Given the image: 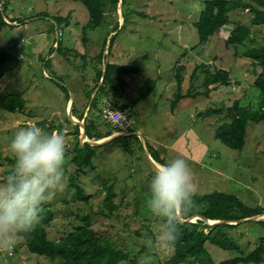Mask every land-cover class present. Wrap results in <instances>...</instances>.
<instances>
[{
    "label": "rangeland",
    "instance_id": "obj_1",
    "mask_svg": "<svg viewBox=\"0 0 264 264\" xmlns=\"http://www.w3.org/2000/svg\"><path fill=\"white\" fill-rule=\"evenodd\" d=\"M207 1L126 0L123 4L121 0L116 9L108 1L103 23L96 30L87 31L90 41L84 45L83 29L90 22V15L83 4L71 0H0V16L9 25L0 34V47L12 56L4 66L5 75L0 82V180L13 163L7 146L17 130L29 124H36L46 132L63 131L66 126L72 130L64 133L68 179L61 191L42 204L35 223L42 221L44 206L53 212V221L45 227L49 240L59 241L89 216L100 236L110 238L120 249L136 257L139 264H165L174 250L150 247L163 220L146 206L148 181L155 172L148 161L147 146L155 149L164 163L177 157L187 161L195 186L193 196L223 193L237 197L249 209L264 208V123L250 122L244 148L234 150L215 137L217 129L230 121L225 112L204 116L210 109L225 111L236 101L254 111L259 109L260 92L255 81L262 69L255 68L245 53L250 48L264 46V26H252L253 16L249 11H235L230 14L229 24L207 45L200 46L196 23ZM68 14H73L80 26L67 25ZM58 17L68 19L57 25L53 18ZM240 25L251 27L250 39L245 45L228 47L227 38ZM21 39L25 43L18 51ZM103 49L107 56L100 65L94 56ZM80 51H86L87 56L74 55ZM20 53L25 59L19 58ZM104 63L140 70L139 74L115 77H119L120 84H124L122 77L131 78L126 83L132 95L133 131L141 135V145L131 141L132 153L121 144L98 148L93 159L96 170L78 174L71 160L77 147L75 132L79 125L73 122V126L67 101L68 97L73 99L72 104L75 102L77 108L84 103V110L88 107V114L91 112L90 100L78 92L84 82L80 81L86 78L88 82L86 64L101 68ZM176 66H184L181 94L193 96L182 100L172 112L171 103L179 93ZM204 69L212 73L221 69L229 71L231 85H213L205 95ZM149 79L161 80L157 92V98L162 94L161 101L154 97L139 100V90ZM11 94H20L27 101L22 113H9L2 108L3 101ZM75 118L74 121L79 120ZM87 118L100 124L101 132L110 131L111 126L102 122L99 110ZM82 131L80 128V142ZM71 175L76 176V183L91 196L89 201L79 200L77 190L70 187ZM111 185L118 207L112 213L104 205L106 186ZM262 220L264 217L258 221ZM252 222L257 223L247 221L229 231L238 250L207 244L213 264L247 255L256 248L264 229ZM206 232L210 231L206 229ZM145 247L152 251L142 254ZM191 261L188 264H197ZM0 264L61 263L59 259L52 261L29 252L20 238L11 251H0Z\"/></svg>",
    "mask_w": 264,
    "mask_h": 264
},
{
    "label": "trees",
    "instance_id": "obj_2",
    "mask_svg": "<svg viewBox=\"0 0 264 264\" xmlns=\"http://www.w3.org/2000/svg\"><path fill=\"white\" fill-rule=\"evenodd\" d=\"M73 2L83 4L89 12L90 22L83 29L84 41L87 43V31L96 30L101 26L105 17L108 7V1L111 7L116 9L121 0H71ZM123 4L126 0H122ZM249 11L252 14V26L262 27L264 26V0H208L205 4V9L201 13L199 21L196 23V28L199 34V45H207L210 40L218 33L222 28L230 22V14L235 11ZM68 18H53V21L57 25L62 24ZM6 21V20H5ZM0 16V34L2 30L9 26ZM252 35V29L249 26H238L227 38L226 45L241 46L245 45ZM111 39V48H112ZM111 48L108 55L111 54ZM60 50V44H59ZM103 49L98 56L97 60L99 64H102V60L105 57ZM245 57L251 60L255 68H261L262 72L258 75L255 81V87L260 92L259 109L254 111L250 107H245L240 104L239 101L233 103L232 106L224 109H210L204 114L205 117H211L217 113L225 112L229 122L220 126L215 134V137L219 139L230 149L242 150L246 144L247 130L249 123L260 124L264 123V46L250 48ZM12 60V56L0 47V82L5 75V64ZM184 66H176V77L179 84V93L174 96V100L171 103V110L175 112L178 104L193 95L188 93L187 95L181 94V85L183 83ZM203 68V67H201ZM140 70L131 66H119L107 64L105 69H99L96 72L95 88L86 92V98L91 99V96L95 89L98 88V93L91 101V108H97L99 97L108 95L107 87L112 84L113 78L116 75L127 74H139ZM205 80L203 87L206 89L205 95H208L211 91L210 87L217 86H230V72L226 70H218L212 73L204 69ZM195 75V74H194ZM193 75V76H194ZM102 81V84L99 83ZM157 81L147 80L139 90V100H147L156 90ZM68 103L70 98L68 97ZM27 105V101L20 94L9 95L2 104V108L9 113H22ZM121 110H127V106L120 107ZM72 114H75V105H73ZM81 120L79 117H77ZM45 124V122H43ZM106 124V123H105ZM110 131L103 133L100 131V124L96 121H85L86 135L89 140L100 141L113 136L114 133H119L116 128L110 124ZM135 131H131L134 133ZM75 134L78 137L77 147L75 148L74 157L71 163L76 167L78 174L85 173L88 169L96 170L93 165V159L97 155V149L104 147L108 144H121L125 151L132 153L131 141H136L141 145V141L136 136H125L114 139L111 143H108L100 147H92L89 144L82 145L80 142V127H76ZM149 149V153L157 164H163L157 151L153 148ZM77 174V175H78ZM70 187L77 190L79 200L87 202L91 199L90 195H87L83 188L76 183V176L71 175ZM107 195L104 201V205L110 208L111 213L118 209L114 203L116 194L114 186H106ZM44 212L40 215L41 222L34 224L30 230L21 234V238L24 239L25 244L29 252L40 256H46L52 261L59 259L61 264H139L138 259L132 256L129 252L120 249L114 242L107 237L100 236L93 228L92 219L89 216L83 221L81 226H78L73 232L67 236L61 238L57 242L49 240L46 231L47 226L53 221V212L45 207ZM196 216H202L209 221H225V222H239L256 216H264V208L258 207L256 209L247 208L237 197L229 196L223 193H214L211 195L192 197V203L189 210L182 214L184 220L191 219ZM249 222V221H248ZM256 223V222H252ZM242 224V223H240ZM217 225L211 227L205 221H197V223H182L179 221L176 225L177 240L175 241L174 254L165 264H188L194 260L197 264H213L210 253L207 249V244L215 245L224 250H238L239 246L230 238L229 231L240 227L241 225ZM256 224L261 225L264 229V220L257 221ZM206 229L210 232L207 233ZM258 244V245H257ZM256 248L247 255L221 262L220 264H262L264 263V235L258 239ZM152 249L144 248L142 254L151 252ZM191 261V262H192Z\"/></svg>",
    "mask_w": 264,
    "mask_h": 264
},
{
    "label": "clouds",
    "instance_id": "obj_3",
    "mask_svg": "<svg viewBox=\"0 0 264 264\" xmlns=\"http://www.w3.org/2000/svg\"><path fill=\"white\" fill-rule=\"evenodd\" d=\"M7 147L13 163L0 180V251H11L16 246L21 234L37 222L42 204L61 191L68 179L63 131L46 132L29 124L15 132ZM194 189L185 159L177 157L157 167L148 181L146 206L162 218L163 224L150 247H174L176 225L189 210Z\"/></svg>",
    "mask_w": 264,
    "mask_h": 264
},
{
    "label": "crops",
    "instance_id": "obj_4",
    "mask_svg": "<svg viewBox=\"0 0 264 264\" xmlns=\"http://www.w3.org/2000/svg\"><path fill=\"white\" fill-rule=\"evenodd\" d=\"M71 16V17H70ZM67 17H69V19H68V22H66L67 23V25H70V24H73V25H75V26H80V24L81 23H79L78 21H76L75 20V18H74V16H73V14H68V16ZM66 18V17H65ZM121 20H122V22H123V18H121ZM113 34H114V32H113ZM215 37V36H214ZM213 37V38H214ZM90 40L88 39L87 40V43L89 42ZM86 43V44H87ZM86 44H84V45H86ZM54 47H55V45H54ZM67 51H69V50H67L66 49V52ZM100 53L101 52H99L96 56H94V58L95 59H97L98 58V56L100 55ZM107 52L105 51L104 52V55L105 56H107V54H106ZM74 55H82V56H87V52L86 51H80V52H78L77 54H74ZM92 65H94V61H92ZM105 66H106V64L104 63V66L103 67H99V66H87V64L85 65V67H88V75H87V77H88V82H86V78H83V80L82 81H80V82H83L82 84H81V86H82V88H80L79 90H78V92L80 93V95H83L84 97H85V99L86 100H88V98H86V92L88 91V90H92V88H95V85H96V83H95V78H96V72L99 70V69H102V70H104L105 69ZM120 66V65H119ZM123 66H126V65H123ZM122 79V81H123V83L124 84H120V79H119V77H114L113 78V82H112V84L111 85H109L108 87H107V92H109V94L108 95H104V96H102V97H99V102H98V106H97V108H91L90 109V113L88 114V107L84 110V108H85V104L84 103H82L81 104V107H79V108H77V107H75V114H76V116L77 117H79L81 120H82V122L84 123V125H85V121H86V119H87V116H90V114H92V113H94V111L96 112L97 110H99V112H100V110H101V106H102V103H103V101L105 100V99H108V100H110L112 103H114V106L117 108V109H119V110H121L120 109V107H122V106H124V107H126L127 106V110L128 111H132V100H131V96L132 95H130L131 94V92H130V85L129 84H127L126 83V79L128 80V83L131 81V78L130 77H128L127 78V76H124V77H122L121 78ZM157 81V86H156V90H155V92H154V94H152L148 99H150L151 97H154V98H156L155 100L156 101H161V99H162V94H159V96H158V98H157V92H159V90H160V88H161V80H159V82H158V80H156ZM72 82V81H71ZM102 84V81L99 83V85H101ZM97 93H98V88L97 89H95L94 90V92H93V94H92V96H91V99H90V102L95 98V96L97 95ZM135 94V92L133 93V95ZM147 99V100H148ZM81 101H84V98L81 96ZM89 101V100H88ZM76 103L75 102H73V105H75ZM70 105H71V99H70V102L68 103V105H67V112H69L70 111ZM155 106H158L157 104H155ZM127 110H125V111H127ZM121 111H123V110H121ZM133 112V111H132ZM131 112V113H132ZM73 115V114H72ZM76 117V118H77ZM75 118V119H76ZM77 120V119H76ZM79 121V120H78ZM72 124H73V126H74V123L72 122ZM77 126V125H76ZM81 128V127H80ZM72 130H69V127L68 126H66L64 129H63V133H65V134H68V133H70ZM82 144V143H81ZM83 145V144H82Z\"/></svg>",
    "mask_w": 264,
    "mask_h": 264
},
{
    "label": "built area",
    "instance_id": "obj_5",
    "mask_svg": "<svg viewBox=\"0 0 264 264\" xmlns=\"http://www.w3.org/2000/svg\"><path fill=\"white\" fill-rule=\"evenodd\" d=\"M25 39L17 44L18 51L23 49ZM19 58L25 59L24 55L20 53ZM100 117L103 123L110 124L121 133L129 134L134 130L135 121L134 116L130 111H121L117 109L110 100L105 99L100 110Z\"/></svg>",
    "mask_w": 264,
    "mask_h": 264
},
{
    "label": "water",
    "instance_id": "obj_6",
    "mask_svg": "<svg viewBox=\"0 0 264 264\" xmlns=\"http://www.w3.org/2000/svg\"><path fill=\"white\" fill-rule=\"evenodd\" d=\"M72 101L73 99H71V105H70V108H71V113H70V119L72 122L74 123H77L79 125V127L83 128V131L81 132V143L83 145L85 144H89L90 146L92 147H100V146H104L108 143H111L114 139L116 138H119V137H125V136H136L138 137L139 139L141 138V135L137 134V133H130V134H125V133H120L119 135L117 136H111L107 139H104V140H100V141H92V140H89L87 135H86V130H85V125L83 122H80L78 120L74 121V117L72 115V110H73V104H72ZM147 157H148V161L151 165V167L153 168V170L155 171L157 169V163L154 161V159L152 158V156L150 155L149 151H147ZM262 217L264 216H256V217H253V218H249V219H246V220H242V221H239V222H225V221H209L208 219L202 217V216H196V217H193L191 219H188V220H184L182 218V215L180 216V221L182 223H196L194 222V219H198V220H201V221H205L208 225H210L211 227H215L217 225H223V224H229V225H238L240 223H244V222H247V221H258L259 219H261Z\"/></svg>",
    "mask_w": 264,
    "mask_h": 264
},
{
    "label": "bare ground",
    "instance_id": "obj_7",
    "mask_svg": "<svg viewBox=\"0 0 264 264\" xmlns=\"http://www.w3.org/2000/svg\"><path fill=\"white\" fill-rule=\"evenodd\" d=\"M157 166H159V164Z\"/></svg>",
    "mask_w": 264,
    "mask_h": 264
}]
</instances>
